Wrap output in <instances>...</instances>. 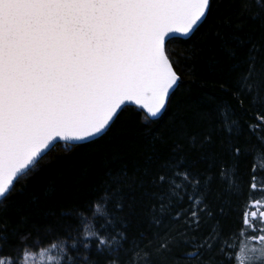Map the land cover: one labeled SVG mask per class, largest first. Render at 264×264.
Here are the masks:
<instances>
[{"label":"snow or ice","instance_id":"obj_1","mask_svg":"<svg viewBox=\"0 0 264 264\" xmlns=\"http://www.w3.org/2000/svg\"><path fill=\"white\" fill-rule=\"evenodd\" d=\"M217 7L216 0H0V264H19L13 251L24 264H129L121 257L127 252L139 256L137 264H152L154 253L177 247L193 250L174 257L175 264H264V228L255 227L256 211L251 220L247 212L243 216L253 239L238 250L229 247L233 234L226 235L217 219L238 194L239 165L251 151L240 143L245 128L237 112L245 99L264 124V0H239L235 20H225L233 32L226 39L217 32L227 63L217 61L211 70L228 93L219 122L209 111L189 131L193 124L175 103L181 76L168 46L178 35L197 33ZM249 21L257 27L245 31ZM196 58L195 50L185 57ZM129 104L143 113L149 154L119 171L104 160L94 197L50 211L44 223L22 211L15 222L7 217L18 207L20 178L37 170L58 142L68 153L99 144ZM165 117L176 133L170 143L153 132ZM248 130L255 131L251 125ZM255 150L264 152V142ZM144 214L148 229L136 235ZM204 219L216 220L213 230L189 237ZM181 222L184 228L172 235L170 225Z\"/></svg>","mask_w":264,"mask_h":264},{"label":"trees","instance_id":"obj_2","mask_svg":"<svg viewBox=\"0 0 264 264\" xmlns=\"http://www.w3.org/2000/svg\"><path fill=\"white\" fill-rule=\"evenodd\" d=\"M216 3L218 7L215 13L197 33L187 40L177 39L176 43L168 46V54L173 61L174 69L181 76L175 103L190 118L193 127L189 131H196V120L209 111L217 116L219 122V106L228 95L221 91L220 75L213 72L211 68L217 61L227 63L224 41L217 35V32L221 33L225 39L233 32V27L227 26L225 20L228 18L235 20V15L239 11V0H231V3L230 0H216ZM256 27V22L249 21L244 30L249 31ZM194 50L197 53L195 62L185 59V57H190ZM240 113H243L245 128L244 134L240 137V143L245 149L251 151L242 158L239 165L238 194L232 198L227 215L217 217L223 225L225 234H233L229 237V247L237 250L241 245L249 244L253 239L252 230L242 225L244 214L247 212L250 217L253 205L257 202L264 209V152L255 150L264 142V124L259 123L261 118L259 110L247 99H245L243 109L237 112L238 115ZM142 117V112L127 107L120 113L109 135L99 144L75 153L65 152L61 147L62 144H58L55 150L41 161L37 170L20 178L16 184V193H14L18 207H13L7 213V217L15 222L19 219L18 212L22 211L33 222L44 223L50 211L59 213L62 209L67 210L82 204L85 199H92L95 195L93 188L98 184V170L103 167L104 160H107L108 166L114 171H119L122 165L128 164L131 167L134 162L142 160L152 150L151 137L145 134ZM249 125L255 131H249ZM153 132L157 138L163 137L168 143L176 136L174 125L167 117L153 129ZM154 147L162 153L168 151V148L161 144H156ZM252 184H255V189H252ZM52 185L56 189L54 192L49 191ZM21 188L23 191H20ZM216 195L217 193H213L210 197V204L213 208L217 203ZM188 206L185 200L184 207ZM149 221L150 216L144 214L135 234L145 232ZM170 226L171 234L174 235L185 225L181 222ZM214 226H216V220L204 219L199 231L189 232V237L207 235ZM87 227L90 229L91 223ZM255 227L264 228V225L257 219ZM152 231L156 229L147 232L142 247L152 239ZM260 234L255 233V235ZM158 244L159 241H155L153 247L155 248ZM191 250L193 249L189 247H177L171 254L165 253L161 256L154 253L152 264H163L166 259L175 264L174 257ZM31 251H39V249L34 248ZM50 251L54 256L60 255L56 250L50 249ZM12 255L21 264L23 260L20 259V254L13 251ZM142 255L143 253H140V256ZM121 257L129 264H137L139 261V256H135L132 252L122 253ZM179 264H197V262L182 259Z\"/></svg>","mask_w":264,"mask_h":264},{"label":"water","instance_id":"obj_3","mask_svg":"<svg viewBox=\"0 0 264 264\" xmlns=\"http://www.w3.org/2000/svg\"><path fill=\"white\" fill-rule=\"evenodd\" d=\"M191 37V36H190ZM190 37H180L179 35L177 36V39H180V40H187V39H189ZM180 83V81L178 82V84ZM127 107H132V108H135V109H137L138 110V108L135 106V105H132V104H129V105H125L124 106V108L123 109H125V108H127ZM141 112V111H140ZM58 144H63V142H58L57 143V145ZM258 204L257 203H255L254 204V206H257ZM264 211V210H263ZM260 213V212H259ZM259 213L257 214V218L259 219V220H261V219H264V218H261L260 216H259ZM251 217V216H250ZM262 225H264V224H262Z\"/></svg>","mask_w":264,"mask_h":264},{"label":"rangeland","instance_id":"obj_4","mask_svg":"<svg viewBox=\"0 0 264 264\" xmlns=\"http://www.w3.org/2000/svg\"><path fill=\"white\" fill-rule=\"evenodd\" d=\"M264 209L261 207V206H256V207H253V210L252 211H256L257 212V214L259 213V212H261V211H263ZM251 211V212H252ZM258 219V218H257ZM251 242H252V239H251ZM251 242L249 243V244H251ZM21 264H24V262L22 261L21 262ZM29 264H31V261H29Z\"/></svg>","mask_w":264,"mask_h":264},{"label":"flooded vegetation","instance_id":"obj_5","mask_svg":"<svg viewBox=\"0 0 264 264\" xmlns=\"http://www.w3.org/2000/svg\"><path fill=\"white\" fill-rule=\"evenodd\" d=\"M254 204H255V203H254ZM257 204H258V203H257ZM258 205H259V204H258ZM258 205H257V206H258ZM253 207H256V206L253 205Z\"/></svg>","mask_w":264,"mask_h":264}]
</instances>
